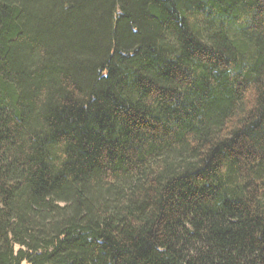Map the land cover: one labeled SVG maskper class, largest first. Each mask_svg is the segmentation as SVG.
Wrapping results in <instances>:
<instances>
[{
	"label": "trees",
	"instance_id": "16d2710c",
	"mask_svg": "<svg viewBox=\"0 0 264 264\" xmlns=\"http://www.w3.org/2000/svg\"><path fill=\"white\" fill-rule=\"evenodd\" d=\"M0 264H264V0H0Z\"/></svg>",
	"mask_w": 264,
	"mask_h": 264
},
{
	"label": "rangeland",
	"instance_id": "374dc122",
	"mask_svg": "<svg viewBox=\"0 0 264 264\" xmlns=\"http://www.w3.org/2000/svg\"><path fill=\"white\" fill-rule=\"evenodd\" d=\"M193 25H195L194 27H195V29H198L199 28V26H200V24L198 23V22H193ZM197 31V30H196ZM52 152H54V153H60L61 152V149L59 148V147H55V148H53L52 149Z\"/></svg>",
	"mask_w": 264,
	"mask_h": 264
}]
</instances>
